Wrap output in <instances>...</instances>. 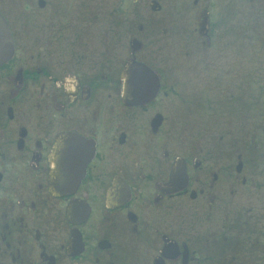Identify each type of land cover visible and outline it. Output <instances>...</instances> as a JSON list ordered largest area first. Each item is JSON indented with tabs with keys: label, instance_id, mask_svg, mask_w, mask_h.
Returning <instances> with one entry per match:
<instances>
[{
	"label": "flooded vegetation",
	"instance_id": "af4514ba",
	"mask_svg": "<svg viewBox=\"0 0 264 264\" xmlns=\"http://www.w3.org/2000/svg\"><path fill=\"white\" fill-rule=\"evenodd\" d=\"M140 2L0 0V264H264V0H190L195 100Z\"/></svg>",
	"mask_w": 264,
	"mask_h": 264
},
{
	"label": "rangeland",
	"instance_id": "374dc122",
	"mask_svg": "<svg viewBox=\"0 0 264 264\" xmlns=\"http://www.w3.org/2000/svg\"><path fill=\"white\" fill-rule=\"evenodd\" d=\"M161 5V10L159 11V15H162V18H165L164 22L161 23L162 27H167L165 33L161 32V28L157 31L164 40H168L169 43H175L178 49V87L181 88L179 90L178 95H184V98H194L198 99L200 96L198 95H219L218 90H208L204 83V78L202 80L196 79L193 74L192 62H191V54L192 49L202 46L201 37L196 32H190V8L187 9L188 5H190V0L185 2V0H158ZM150 0H141L136 6L139 7L140 12H152L149 8ZM186 3V4H185ZM132 10L134 9L133 5H131ZM156 14H158L156 12ZM183 18V19H182ZM190 33H192L190 35ZM218 36H215L214 42H216ZM186 52L188 55H186ZM213 52H216L213 50ZM250 72V69H249ZM211 75L212 83L211 84H219L223 83V78H221V73L217 64L209 71ZM250 82V81H249ZM259 87L260 89H264V68L259 67ZM213 88L210 86V89ZM262 95V93H260ZM184 99V100H185ZM179 97L180 107H189L187 104H184V101ZM182 104V105H181ZM197 104V103H196ZM195 110L196 107H195ZM182 112L180 113V115ZM192 120L193 130L191 133H194L197 137L203 134L201 129H203L205 122L204 117L201 114L195 112ZM202 125V126H201ZM201 126V127H200ZM213 136H217L216 139L219 138L220 132H214Z\"/></svg>",
	"mask_w": 264,
	"mask_h": 264
},
{
	"label": "water",
	"instance_id": "95a60500",
	"mask_svg": "<svg viewBox=\"0 0 264 264\" xmlns=\"http://www.w3.org/2000/svg\"><path fill=\"white\" fill-rule=\"evenodd\" d=\"M151 7L153 10H158L160 8L156 1H152ZM201 16H202V21L200 23V27L201 30H203V28H206L207 20L205 19L204 13H202ZM202 33L204 32L202 31ZM9 48L11 49L12 47H11V40L9 36L8 27L6 26L4 20L0 17V52L6 55L7 49L9 50ZM130 65L135 66V64H130Z\"/></svg>",
	"mask_w": 264,
	"mask_h": 264
}]
</instances>
